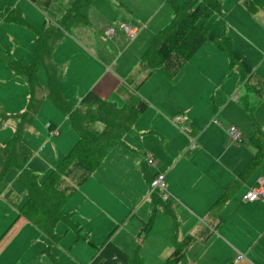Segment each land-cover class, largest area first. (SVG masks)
<instances>
[{
    "label": "crops",
    "instance_id": "1",
    "mask_svg": "<svg viewBox=\"0 0 264 264\" xmlns=\"http://www.w3.org/2000/svg\"><path fill=\"white\" fill-rule=\"evenodd\" d=\"M59 1L61 0H7V2L0 5V14H2L0 18L3 19V22L14 21L15 18H12L11 15L24 2L28 6L33 5V8L39 10L46 17L42 28H39L40 24L35 26L32 62L29 65L34 60L38 33L47 28L61 31V39L51 53L50 62L58 73L59 90L72 110L82 108L83 99L90 91H95L103 101L112 102L119 108L124 107L125 103L134 96L146 103L144 111L123 136L121 142L115 147L124 144L123 146H126L132 152L134 164L137 168L135 173L140 176L142 182H145L149 189L150 183L159 173L165 175V195L168 198H162L160 196L162 194L160 193L151 195L149 191V197L152 199V210L148 220L142 221L144 226L153 213H157L158 207L162 208V211L170 220L172 232L170 240L173 250L160 264L169 258L176 249L181 247L189 235L195 236L196 241L184 250V256L178 264H264V199L253 202L242 201V197L251 188L259 181L264 180V160L245 180L241 181L236 191L231 194L224 204L219 208H213L221 195L235 181L240 179L241 173L251 162L257 151L251 141L252 145L246 146L243 143L246 139L250 140L255 129L259 127L258 124H255L252 134L248 137L244 136L241 128L238 127L242 133V141L240 143L230 142L228 140V129L232 125H229L223 119V112L232 104L236 114L240 116L242 113L240 108L253 112L252 110L263 101L259 98L256 99L257 97L254 95L253 98L246 96L240 93V91L235 96V101L231 98L225 102L218 101V86L227 75V68L231 70L227 55L218 47H216L218 48L216 49L218 51H216L211 46H208L199 54L201 58L209 56L211 58L210 63L198 64L196 66L189 63V60L172 79L166 78L158 70L151 73L140 70L143 55L153 45L154 41L140 44L135 49L132 59L122 61L125 50L122 49L119 43L122 40H127L125 37L127 34L116 28L114 35L108 37L105 35V31L109 27H112L113 24L117 25L118 22H124L133 26L124 20L127 13L133 14L131 11L132 0H93L87 10L88 23H76L65 30L61 28L60 23L77 0H73L67 8L61 10L62 12H57V14L53 15V18L47 17L45 14L50 7ZM245 1L243 0L242 6L249 13L244 7ZM90 14H92L93 22L96 26L98 23L97 15H101L105 20L104 24L98 28V32L95 29L92 30L94 35H100L99 30L103 29L104 36L112 40L107 45L106 50L101 51L97 48V52H94L93 48H85L83 46L81 39L84 38H79L80 35H83L80 29L76 31L78 28H82L79 26L91 28ZM172 17L173 12L170 15L167 26L171 22ZM136 28L138 29L137 33L133 36L128 35L129 37H138L141 29ZM165 28L156 30L155 37ZM223 36L230 37L226 32L223 33ZM95 37L101 39L100 36L95 35ZM127 41L129 43L133 42ZM110 53H115L116 55L115 58L109 59V61L107 58ZM0 59L7 64L16 76L20 75H17L9 65L11 59L24 66H29L20 60L14 59L10 53L1 49ZM22 59L27 61L28 58L23 57ZM84 60L90 64H85ZM224 62H228V67L227 63ZM248 64L253 68L250 63ZM84 66H95L101 70V73L96 78L95 74L84 72ZM41 68L45 70L44 67H40L39 69ZM254 72L257 75L254 78V80L256 79L255 83H260V80L264 83L260 74L256 70ZM204 78L213 83L212 87L216 85L217 79L220 81L214 90L206 89L208 86L204 83ZM47 85L48 76L44 85H39L37 80L34 89L28 84L30 94L26 108L22 113L13 116L16 122L15 135L20 118L28 111L32 99L35 102H39V107L32 121L25 127L22 136V142L28 153L29 148L24 141V136L28 128L33 124L45 100L52 102L69 121L68 130L75 134L76 141L74 145L79 139L77 132L71 124L69 115L64 114L48 96ZM241 86L243 85L240 84V89ZM212 90L213 93H211ZM179 115H182V119L176 125L173 123V120ZM9 118L10 116L1 114L0 124ZM48 123L51 124L50 128L47 126ZM48 123L45 125V129L48 132L49 138L60 137L62 134L61 127L52 122ZM94 126L98 130L104 128L102 123H96ZM53 129H57L59 134L51 135L50 131ZM124 138H127L129 144L123 143ZM139 138H141L140 144ZM192 139L196 140L195 149L190 148ZM74 145L63 156L49 163L52 167L51 171ZM132 145L134 148H131ZM147 156L153 157V164L146 162ZM138 161H140L139 165H137ZM27 163L28 158L26 167L31 169ZM18 175L19 172L17 170V180ZM24 197L27 198L25 190ZM0 198H4L6 203L12 206L18 201V196L9 188L6 189ZM20 210L18 217L24 218L20 215ZM78 215L81 222L86 221V216L82 212L78 213ZM25 221L28 222L26 219ZM115 222H118V220ZM28 223L40 231L32 223ZM82 224L85 229L87 224ZM153 225L150 230H152ZM76 226L78 227L77 230L83 229L79 225ZM142 227L138 232L140 238L144 236H140ZM88 233L89 231L85 233L86 236L79 233L78 236H85L86 238L88 237ZM42 235L45 239L44 253L51 260L48 252L51 254L50 250L52 247L48 246L46 236L43 233ZM112 235L113 233L109 234L99 245L95 244L91 239L89 241L100 246L109 239V241L127 254L132 255L137 252L142 259L141 248L147 235L142 240L140 239L139 248L132 254L114 243L111 239ZM95 251L96 253L92 256V259L97 254L96 248ZM240 255H242V258H239Z\"/></svg>",
    "mask_w": 264,
    "mask_h": 264
},
{
    "label": "rangeland",
    "instance_id": "2",
    "mask_svg": "<svg viewBox=\"0 0 264 264\" xmlns=\"http://www.w3.org/2000/svg\"><path fill=\"white\" fill-rule=\"evenodd\" d=\"M172 1L184 5L192 0ZM4 2L7 0H0V5ZM72 2L73 0H61L52 5L45 15L53 18V15L62 12L61 10L67 8ZM242 3L243 0H222L221 12L211 18L208 27L216 37H222L224 32L230 35L235 51L250 63L264 80V6L255 13L249 14L244 10ZM14 11L11 15L15 18L14 21L3 22L0 18V49L10 53L14 59L29 65L32 62L35 26L40 24L39 28H42L46 17L33 8V5L28 6L25 2ZM131 11L133 14L127 13L124 20L141 29V32L138 37L125 35L127 40L133 42L122 40L119 43L125 50L122 61L132 59L135 49L140 44L153 42L156 32L159 28L167 26L172 13L163 0H132ZM91 17L92 14H90L91 28L79 26L82 28L76 30L80 29L83 34L79 38H84L81 40L85 48H93L94 52H97V48L101 51L106 50L112 40L104 36L103 29L99 30L100 35L95 34L101 39L95 37L92 30L95 29L98 32V28L104 24L105 20L101 15H97L96 26ZM112 27L116 28V24ZM208 46L218 49L212 42H207L189 63L196 66L210 63L209 56L203 58L199 56ZM115 55L110 53L107 59L112 60ZM23 57H27V61L23 60ZM84 62L90 64L86 60ZM224 63H227L228 67V62ZM83 71L95 74L96 78L101 73V70L95 66H84ZM226 72L227 75L217 89L219 102H225L229 98L235 101L239 91L251 98L256 96V99H261L254 93L257 84L255 80L251 81V85L241 86V90L238 72L228 68ZM37 80L39 85L46 84L47 76L43 68L39 69ZM219 81L217 79L216 85ZM204 83L208 86L206 89L214 90L216 87V85L212 87L213 83L207 78H204ZM29 94L30 88L25 80L16 76L0 59V117L1 114L10 116L7 121L0 124L1 147L9 143L14 135L16 122L13 116L25 110ZM240 109L242 113L238 116L231 104L223 112V119L229 125L241 128L246 137L252 134L256 123L264 130V101L252 110L253 112H248L244 108ZM48 122L61 127L60 137L49 138L45 129ZM68 125L70 123L65 116L52 102L45 100L24 136V141L29 148L28 167L44 178L52 169L49 163L63 156L76 141L75 134L68 130ZM138 140L140 144L141 138ZM123 143L129 144L127 138H124ZM123 145L120 144L110 150L100 168L77 188V192L64 206L63 213L69 222L61 221L55 226L56 233L60 237L50 250L51 260L44 253L45 239L42 233L24 218L18 217V212L26 202V198L24 189L17 180V170L11 169L6 176L8 188L18 196V201L12 206L7 204L4 198H0V264H90L96 251L89 240L99 245L111 233H113L111 238L113 242L130 254L139 248L140 239L147 235L141 248L143 264H160L170 255L173 250L170 240L171 223L162 208L158 207L152 230L141 238L138 236L143 226L142 221L148 220L151 214L152 199L149 197V187L135 173L137 168L132 152ZM243 145L252 144L249 139H246ZM131 148H134L133 145ZM81 212L86 216L85 222L80 220L78 213ZM116 220L118 222H115ZM82 223L87 224L85 229ZM76 225L83 229L77 230ZM88 231V237L85 238V233ZM79 233L85 236L79 237ZM177 241L180 242L178 239Z\"/></svg>",
    "mask_w": 264,
    "mask_h": 264
},
{
    "label": "trees",
    "instance_id": "3",
    "mask_svg": "<svg viewBox=\"0 0 264 264\" xmlns=\"http://www.w3.org/2000/svg\"><path fill=\"white\" fill-rule=\"evenodd\" d=\"M92 1L77 0L64 16L60 23L61 28L65 30L76 23H88L87 10ZM163 1L170 6L173 17L169 25L157 34L153 45L143 55L140 63L141 71L151 73L158 70L166 78L172 79L205 43L212 42L227 55L231 70L239 72L240 84L251 85V81L257 75L253 68L235 52L231 38L229 36L218 38L208 28L211 18L221 12L222 0H192L184 5L172 0ZM263 6L264 0L244 2V7L249 13H254ZM60 39L61 31L58 29L47 28L39 32L33 63L24 66L11 59L9 65L32 89L37 82L38 69L45 68L48 76V96L64 114L69 115L71 124L79 136L77 143L47 177L42 178L37 172L27 168L28 152L22 142V136L25 127L32 121L39 107V102L32 99L28 111L20 118L16 134L7 145L0 147V196L8 188L7 173L15 168L19 172L18 180L27 197L20 215L46 236L49 247L58 241L59 235L55 231L57 223L69 222L63 213L66 203L77 188L100 167L110 150L121 142L123 136L146 108V103L136 96L128 100L124 107L119 108L112 102L103 101L95 91H90L83 99L82 108L72 110L59 90L58 73L50 62L51 53ZM263 84L260 80L254 88V93L261 97L262 101H264ZM96 123H102L104 128L98 130L94 126ZM250 141L256 147L255 156L241 173L240 179L216 201L214 209L224 204L241 181L245 180L264 160V131L257 127ZM154 215L155 212L144 225L140 236L151 229ZM195 241L196 237L189 235L183 245L162 264H178L184 256V250ZM89 242L97 250L90 264H143L137 252L129 255L109 239L100 246ZM48 254L50 255L49 252Z\"/></svg>",
    "mask_w": 264,
    "mask_h": 264
},
{
    "label": "built area",
    "instance_id": "4",
    "mask_svg": "<svg viewBox=\"0 0 264 264\" xmlns=\"http://www.w3.org/2000/svg\"><path fill=\"white\" fill-rule=\"evenodd\" d=\"M116 28H119L120 30L124 31L126 34H128L130 36L135 35L138 31V29L136 27L128 25L124 22H118V24L116 25ZM116 28L115 27H109L108 29H106L105 35H107L108 37H111L112 35H114ZM181 119H182V115H179V116L174 118L173 123L177 125ZM47 126H48V128H50L51 124L48 123ZM50 134L51 135H58L59 132L57 131V129H53L50 131ZM228 136H229L230 142L240 143L242 141V133L239 130V128L234 126V125L229 127ZM195 147H196V140L192 139L190 148L195 149ZM145 160L149 164L154 163V159L151 156H147ZM139 164H140V161L137 162V165H139ZM164 181H165V175L159 173L154 178V180L150 183V194L154 195L155 193H160V194H162V198L167 199L168 196L165 195V183H164ZM260 199H264V180L259 181L253 188H251L242 197L243 202H253V201L260 200ZM239 258H242V255H240Z\"/></svg>",
    "mask_w": 264,
    "mask_h": 264
}]
</instances>
